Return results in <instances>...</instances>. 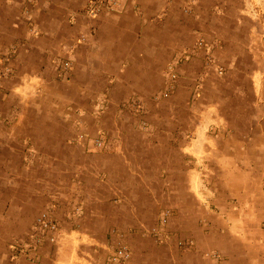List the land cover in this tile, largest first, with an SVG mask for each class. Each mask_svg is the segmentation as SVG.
<instances>
[{
	"label": "rangeland",
	"instance_id": "374dc122",
	"mask_svg": "<svg viewBox=\"0 0 264 264\" xmlns=\"http://www.w3.org/2000/svg\"><path fill=\"white\" fill-rule=\"evenodd\" d=\"M115 2L0 0V264H264V0Z\"/></svg>",
	"mask_w": 264,
	"mask_h": 264
},
{
	"label": "crops",
	"instance_id": "0c3cea01",
	"mask_svg": "<svg viewBox=\"0 0 264 264\" xmlns=\"http://www.w3.org/2000/svg\"><path fill=\"white\" fill-rule=\"evenodd\" d=\"M115 17H117V18L120 19L121 18V15L120 16H116L115 15ZM111 21H113L112 18H111ZM258 84H260V79L259 78L256 79L255 86L257 87ZM80 193H81L80 196L83 199L82 202H85L86 201V204H90L91 205L94 202H96L97 199H98L95 195L91 194V192H89L88 194L87 193L85 194L84 192L83 193L80 192ZM101 203H104V200H101ZM86 204H85V207H86ZM84 211H85V209H84Z\"/></svg>",
	"mask_w": 264,
	"mask_h": 264
},
{
	"label": "built area",
	"instance_id": "2783aa9c",
	"mask_svg": "<svg viewBox=\"0 0 264 264\" xmlns=\"http://www.w3.org/2000/svg\"><path fill=\"white\" fill-rule=\"evenodd\" d=\"M112 2H113V3H116L115 0H112ZM117 256H118L119 258H122V259L124 260V258L127 257V254H126L125 251H123V250H119L118 253H117Z\"/></svg>",
	"mask_w": 264,
	"mask_h": 264
}]
</instances>
